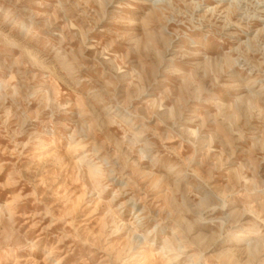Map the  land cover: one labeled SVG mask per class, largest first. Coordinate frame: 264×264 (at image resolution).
Segmentation results:
<instances>
[{
  "label": "rangeland",
  "instance_id": "obj_1",
  "mask_svg": "<svg viewBox=\"0 0 264 264\" xmlns=\"http://www.w3.org/2000/svg\"><path fill=\"white\" fill-rule=\"evenodd\" d=\"M0 264H264V0H0Z\"/></svg>",
  "mask_w": 264,
  "mask_h": 264
},
{
  "label": "bare ground",
  "instance_id": "obj_2",
  "mask_svg": "<svg viewBox=\"0 0 264 264\" xmlns=\"http://www.w3.org/2000/svg\"><path fill=\"white\" fill-rule=\"evenodd\" d=\"M143 192V191H142Z\"/></svg>",
  "mask_w": 264,
  "mask_h": 264
}]
</instances>
